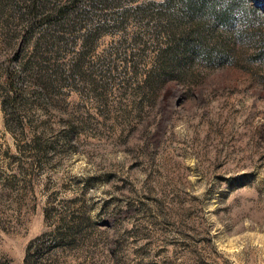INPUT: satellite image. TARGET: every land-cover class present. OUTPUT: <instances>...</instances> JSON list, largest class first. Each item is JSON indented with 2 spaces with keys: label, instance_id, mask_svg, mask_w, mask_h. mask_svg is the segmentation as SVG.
Masks as SVG:
<instances>
[{
  "label": "rangeland",
  "instance_id": "374dc122",
  "mask_svg": "<svg viewBox=\"0 0 264 264\" xmlns=\"http://www.w3.org/2000/svg\"><path fill=\"white\" fill-rule=\"evenodd\" d=\"M165 1L0 0V264H264V0Z\"/></svg>",
  "mask_w": 264,
  "mask_h": 264
},
{
  "label": "trees",
  "instance_id": "16d2710c",
  "mask_svg": "<svg viewBox=\"0 0 264 264\" xmlns=\"http://www.w3.org/2000/svg\"><path fill=\"white\" fill-rule=\"evenodd\" d=\"M176 1L185 7V15L188 16V20L195 21V17L194 15L191 14V12L198 13V10H200L199 4L203 2V0H166L164 3V8L173 7V4ZM208 1L212 3L214 6L218 2V0H208ZM230 19H231L230 14L226 12L221 15V18L219 20L224 25V24H228V21Z\"/></svg>",
  "mask_w": 264,
  "mask_h": 264
}]
</instances>
